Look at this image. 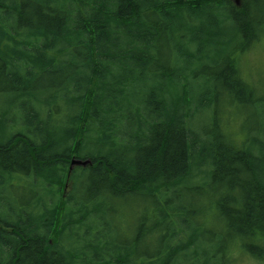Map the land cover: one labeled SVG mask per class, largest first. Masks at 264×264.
Returning a JSON list of instances; mask_svg holds the SVG:
<instances>
[{"label": "trees", "instance_id": "trees-1", "mask_svg": "<svg viewBox=\"0 0 264 264\" xmlns=\"http://www.w3.org/2000/svg\"><path fill=\"white\" fill-rule=\"evenodd\" d=\"M259 40L264 0H0V264H264Z\"/></svg>", "mask_w": 264, "mask_h": 264}, {"label": "rangeland", "instance_id": "rangeland-1", "mask_svg": "<svg viewBox=\"0 0 264 264\" xmlns=\"http://www.w3.org/2000/svg\"><path fill=\"white\" fill-rule=\"evenodd\" d=\"M232 2L240 5L241 0H232ZM258 45L253 47L246 55L242 58V74L244 77L247 76L249 80H255L257 83L262 79L264 76V40H259ZM6 108L9 109V112L13 113L14 106L12 102V95L7 93H0V108ZM224 110H226L224 108ZM227 111V110H226ZM220 117L224 118L222 121L224 128L227 132H233L235 133L237 127H238V121H236V115H230V113L221 112ZM9 123V122H8ZM9 125V124H8ZM238 133H240L238 131ZM245 264V263H244Z\"/></svg>", "mask_w": 264, "mask_h": 264}, {"label": "water", "instance_id": "water-1", "mask_svg": "<svg viewBox=\"0 0 264 264\" xmlns=\"http://www.w3.org/2000/svg\"><path fill=\"white\" fill-rule=\"evenodd\" d=\"M89 162L88 159H77L75 157H72L70 160V167L69 169H71L74 165H86Z\"/></svg>", "mask_w": 264, "mask_h": 264}]
</instances>
